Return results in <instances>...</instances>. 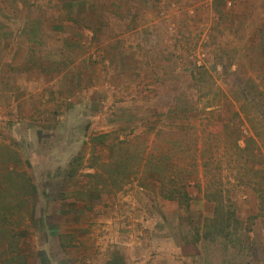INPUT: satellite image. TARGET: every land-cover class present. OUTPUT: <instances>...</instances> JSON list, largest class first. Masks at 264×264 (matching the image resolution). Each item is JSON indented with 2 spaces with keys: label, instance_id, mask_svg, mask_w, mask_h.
Wrapping results in <instances>:
<instances>
[{
  "label": "rangeland",
  "instance_id": "obj_1",
  "mask_svg": "<svg viewBox=\"0 0 264 264\" xmlns=\"http://www.w3.org/2000/svg\"><path fill=\"white\" fill-rule=\"evenodd\" d=\"M29 78L57 79L39 107ZM0 93V181L16 165L37 187L0 264L17 246L28 264H264V0H0ZM191 125L198 140L148 150L176 201L91 145Z\"/></svg>",
  "mask_w": 264,
  "mask_h": 264
},
{
  "label": "trees",
  "instance_id": "obj_2",
  "mask_svg": "<svg viewBox=\"0 0 264 264\" xmlns=\"http://www.w3.org/2000/svg\"><path fill=\"white\" fill-rule=\"evenodd\" d=\"M197 138L198 130L193 125L189 126L185 132L150 127L143 133L131 135L126 139H122L117 132L99 134L91 138V145L93 149L105 148L109 153L108 160L111 161L109 163L112 164V167L117 163L115 159H118L120 154H126L127 158L124 161L127 164L123 167L125 174L136 175L149 171V173L157 175L165 197L168 200L176 201L179 194L187 197V192L179 190V187L184 188L179 184L183 180L177 181L171 165L164 161L159 163L160 160L157 156H153L148 152L149 146L152 140H166L167 142H172V144H177V142H180L179 139L193 141L198 140ZM198 155V158L202 160L200 166L206 169L208 161L205 160V155L199 152ZM197 163L199 164V162ZM5 172H8L11 178L8 180L7 185H3L4 183L0 181V227H4L3 224L10 217H18L22 212L24 214L28 213L30 197L35 196L37 192V187L31 182V178L27 176L26 172L19 171L16 165H6ZM12 236L15 241L20 240V236H17V233H12ZM16 260H19L20 264H28L18 246L16 256H13L8 261L14 263ZM8 261L3 259L1 264H6Z\"/></svg>",
  "mask_w": 264,
  "mask_h": 264
},
{
  "label": "crops",
  "instance_id": "obj_3",
  "mask_svg": "<svg viewBox=\"0 0 264 264\" xmlns=\"http://www.w3.org/2000/svg\"><path fill=\"white\" fill-rule=\"evenodd\" d=\"M57 81V79H55V80H53V81H51L50 83H47V84H45L44 86H48V90H45V88H41V90L40 89H37V90H35L34 89V83L35 82H33V80L31 79V78H29V80L26 82L27 84L26 85H29V88H23V89H25V98H26V103L27 104H30L32 107H39L40 106V104H41V102H40V99L42 98V96L43 95H45L46 96V98L48 99V98H50L51 97V95H50V86H51V84H53L54 82H56ZM99 86H96V87H94V89L95 88H98ZM22 89V90H23ZM45 90V91H44ZM47 91V92H46ZM92 90L90 89L89 90V92H91ZM1 94V93H0ZM54 95H56V97H57V100H56V102H58V101H60V100H58L59 98L58 97H60V93L58 92V93H54ZM97 96V95H96ZM63 98V97H62ZM61 98V99H62ZM92 99V97H88V96H86V94L84 95V98H83V101L85 102V103H87L88 104V102L90 101ZM0 100H2V99H0ZM13 100H14V102H11L10 101V105H9V108H11V107H13V106H15L16 105V103H20V101H17V102H15V100H16V97H14L13 98ZM42 100V99H41ZM47 103V102H46ZM7 104L8 103H5L3 100H2V106H7ZM47 104H43V107L44 106H46ZM91 105V104H90ZM54 105L53 104H50V110L52 109L51 107H53ZM17 107V106H16ZM53 111H55V110H53ZM35 112H36V110L34 109L33 111H31V112H27L28 113V115H32V117H27L26 119H25V121H30V123H31V121L33 120V117L35 116H33V114H35ZM53 115H54V113H53ZM18 118V117H17ZM12 119H16V118H12ZM31 119V120H30ZM17 121V120H16ZM15 121V122H16ZM18 125H19V122L17 123ZM30 126H32V125H30Z\"/></svg>",
  "mask_w": 264,
  "mask_h": 264
},
{
  "label": "built area",
  "instance_id": "obj_4",
  "mask_svg": "<svg viewBox=\"0 0 264 264\" xmlns=\"http://www.w3.org/2000/svg\"><path fill=\"white\" fill-rule=\"evenodd\" d=\"M229 5H231V3H229Z\"/></svg>",
  "mask_w": 264,
  "mask_h": 264
}]
</instances>
